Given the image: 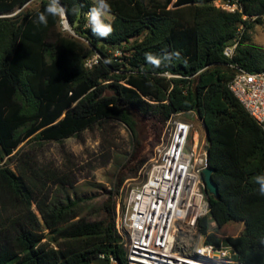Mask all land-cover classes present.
<instances>
[{
    "label": "trees",
    "instance_id": "16d2710c",
    "mask_svg": "<svg viewBox=\"0 0 264 264\" xmlns=\"http://www.w3.org/2000/svg\"><path fill=\"white\" fill-rule=\"evenodd\" d=\"M49 2L0 0V264H92L100 255L126 264L116 206L124 181L145 163L142 126L162 131L173 115L191 111L205 126L219 192L216 200L205 189L210 215L199 233L205 244L232 246L242 264H264V196L255 183L264 175V133L229 89L233 66L264 72V53L249 35L264 24V0H107V38L87 26L95 0H59L72 34L58 16L39 23ZM241 27L229 59L224 50ZM146 54L160 58L159 67ZM117 123L130 132L131 148L110 143L111 187L100 185L107 199L87 207L89 199L75 195L71 155L60 169L42 163L40 152ZM211 221L215 233L231 223L243 230L220 240Z\"/></svg>",
    "mask_w": 264,
    "mask_h": 264
},
{
    "label": "built area",
    "instance_id": "2783aa9c",
    "mask_svg": "<svg viewBox=\"0 0 264 264\" xmlns=\"http://www.w3.org/2000/svg\"><path fill=\"white\" fill-rule=\"evenodd\" d=\"M217 2L218 8L237 10L235 5ZM242 33L243 27L225 48L227 58L235 56ZM233 67L236 74L229 89L264 133V72ZM186 115L190 118H183ZM194 119L204 131L203 137ZM205 134L196 112L173 115L140 172L141 181L130 189L123 206L117 203L115 227L126 250V264H242L232 246L205 244L199 233L200 220L210 215L203 180L208 166ZM215 229L216 223L211 221L210 232L219 238ZM99 258L107 259L104 255ZM108 260L119 263L113 257Z\"/></svg>",
    "mask_w": 264,
    "mask_h": 264
},
{
    "label": "rangeland",
    "instance_id": "374dc122",
    "mask_svg": "<svg viewBox=\"0 0 264 264\" xmlns=\"http://www.w3.org/2000/svg\"><path fill=\"white\" fill-rule=\"evenodd\" d=\"M215 4H219V2ZM110 18L111 17L107 15V19ZM61 24L62 21L60 23L61 30L72 34L71 29L65 30L62 28ZM249 35L252 43L256 44L264 53V24L254 25L249 31ZM89 64H91V62ZM183 118L189 119L190 116L186 115ZM194 122L200 130V124L197 123L196 119H194ZM164 130H153L151 124H144L142 126L143 150L141 156L145 159V163L140 172L150 159L154 148L161 142ZM200 134L202 137L204 136V131L202 129L200 130ZM131 140V134L124 125L118 123L111 124L107 131H101L97 127L85 131L77 137L64 140L61 143H46L40 152V159L42 163H53L55 168L63 169L64 156L70 154L76 166L74 168L75 176L79 181L75 188V195L88 198L89 200L86 206L94 208L107 199L106 197L103 198V190L100 188V185L105 186L107 189L111 187L108 181L112 178L114 169L112 168V162L105 163L106 152L110 149V143L114 142L119 151L124 152L130 150ZM113 149L114 148H111V151H113ZM140 172L137 174V178H128L124 181L118 198V202H120L122 206L128 198L130 189L141 181V178H139ZM242 230L243 223H231L216 234L220 237L237 236Z\"/></svg>",
    "mask_w": 264,
    "mask_h": 264
},
{
    "label": "clouds",
    "instance_id": "9594fccd",
    "mask_svg": "<svg viewBox=\"0 0 264 264\" xmlns=\"http://www.w3.org/2000/svg\"><path fill=\"white\" fill-rule=\"evenodd\" d=\"M111 5L107 3V0H95L94 6H92L86 14L87 26L90 28L94 36L107 38L113 31L112 25L106 22V17L110 13ZM78 10L76 8L72 9L75 13ZM67 10L59 4V0H50L43 13L38 16V21L40 24L47 26L48 16L60 17L62 21V28L65 30H70V26L67 21ZM178 55V53L176 54ZM169 57H165L168 59ZM147 61L159 67L161 64V59L153 56L152 54H146ZM255 183L259 185V194L264 196V175H259L255 177Z\"/></svg>",
    "mask_w": 264,
    "mask_h": 264
},
{
    "label": "water",
    "instance_id": "95a60500",
    "mask_svg": "<svg viewBox=\"0 0 264 264\" xmlns=\"http://www.w3.org/2000/svg\"><path fill=\"white\" fill-rule=\"evenodd\" d=\"M204 128H205V126H204ZM212 175H213V169L211 167L207 166V168L203 172L205 189L210 196H212L214 199L218 200L219 199L218 187H217L216 183L214 182ZM92 264H110V262L108 259L97 258L93 261ZM113 264H119V263H113Z\"/></svg>",
    "mask_w": 264,
    "mask_h": 264
}]
</instances>
